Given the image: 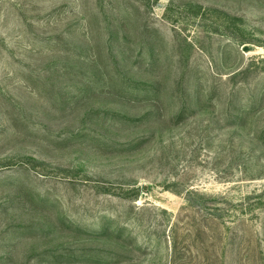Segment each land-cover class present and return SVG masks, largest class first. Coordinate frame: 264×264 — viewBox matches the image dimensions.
I'll return each mask as SVG.
<instances>
[{"label": "rangeland", "instance_id": "1", "mask_svg": "<svg viewBox=\"0 0 264 264\" xmlns=\"http://www.w3.org/2000/svg\"><path fill=\"white\" fill-rule=\"evenodd\" d=\"M0 264H264V0H0Z\"/></svg>", "mask_w": 264, "mask_h": 264}]
</instances>
